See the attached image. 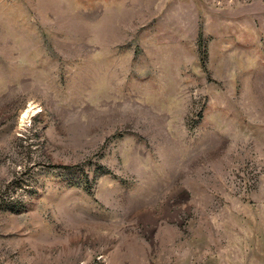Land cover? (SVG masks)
<instances>
[{
    "label": "rangeland",
    "instance_id": "374dc122",
    "mask_svg": "<svg viewBox=\"0 0 264 264\" xmlns=\"http://www.w3.org/2000/svg\"><path fill=\"white\" fill-rule=\"evenodd\" d=\"M0 264H264V0H0Z\"/></svg>",
    "mask_w": 264,
    "mask_h": 264
},
{
    "label": "bare ground",
    "instance_id": "6f19581e",
    "mask_svg": "<svg viewBox=\"0 0 264 264\" xmlns=\"http://www.w3.org/2000/svg\"><path fill=\"white\" fill-rule=\"evenodd\" d=\"M28 114V112H26V115Z\"/></svg>",
    "mask_w": 264,
    "mask_h": 264
}]
</instances>
